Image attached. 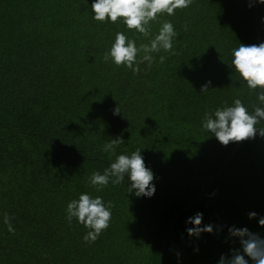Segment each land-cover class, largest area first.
I'll return each mask as SVG.
<instances>
[{"label":"trees","instance_id":"1","mask_svg":"<svg viewBox=\"0 0 264 264\" xmlns=\"http://www.w3.org/2000/svg\"><path fill=\"white\" fill-rule=\"evenodd\" d=\"M93 2L0 0V68H6L0 76L12 67L11 76L20 78L3 96V118L10 121L0 122V264H157L167 219L203 191L236 144L224 146L205 130L204 113L237 98L252 111L254 94L232 66L240 43L256 45L252 0H193L174 15L159 14L148 37L120 19L96 21ZM258 14L264 42V3L258 2ZM164 21L178 36L171 52L153 53L150 67L142 62L133 73L103 60L117 32L139 47ZM208 81L209 89L200 92ZM116 107L121 114H114ZM78 111L82 123L75 122ZM116 137L125 143L104 152ZM138 148L154 173L153 196L127 193V176L99 191L91 185L94 171L102 174L118 155ZM82 193L115 204L109 227L92 243L83 241L89 229L66 219L67 204ZM198 212L201 226L212 224L214 232L196 238L186 221ZM250 212L257 216L250 219ZM5 213L14 217V233ZM260 217L264 137L257 134L178 219L163 264H218L221 255L240 248L229 227L264 238Z\"/></svg>","mask_w":264,"mask_h":264},{"label":"clouds","instance_id":"2","mask_svg":"<svg viewBox=\"0 0 264 264\" xmlns=\"http://www.w3.org/2000/svg\"><path fill=\"white\" fill-rule=\"evenodd\" d=\"M192 2L193 0H94L91 4V11L96 21L109 20L116 23L120 19L127 29L135 30L148 37L151 33L150 22L155 21L159 14L174 15L176 9L187 8ZM257 2L264 3V0H257ZM251 6L250 2L249 7ZM185 31H187L186 25ZM177 36L178 33L174 30L173 24L168 21L162 23L158 34L149 43L141 44L139 47L135 39H129L123 32H117L115 41L110 51L104 54L103 60L108 62L111 58L115 65L123 64L132 69L133 73H139L140 63L146 61L149 67L151 66L154 60L153 53H159L161 50L171 52ZM232 56V66L235 72L246 82L247 88L254 94V99L252 111H249L244 102L237 98L231 106H227L225 102V106L217 108L214 113H204L203 128L214 135L224 146L230 142L253 139L257 134L264 137V127H257L264 122V42L259 45L240 43L233 50ZM160 59L162 61L164 57L161 56ZM210 84L211 82L208 81L202 85L200 92H206ZM257 89L260 90L259 93ZM114 114H121L118 107L114 109ZM124 143L122 137H116L106 142L102 150L115 153L116 148ZM141 150L138 148L130 155H118L115 161L103 170L102 174L94 171L89 177L91 185L96 186L99 191L109 182L114 186L124 183L125 176H127L129 181L127 193L136 197L150 198L153 196L155 193L154 173L145 166ZM114 207L115 204L112 201L106 204L99 196L93 198L88 193H82L78 199H73L67 204L66 219L71 224L73 218H76L80 224L89 229L83 236V241L92 243L109 227L112 218L111 209ZM248 216L251 219L256 217L257 213L250 212ZM202 218L203 214L199 212L188 218L186 223L193 225L186 229L189 236L199 238L202 233L214 232L212 224L201 226ZM13 219L14 217L9 216L8 213L4 214V223L10 233L15 232L11 223ZM258 223L264 226V217H260ZM222 227H217L216 231L222 230ZM228 234L229 237L238 238L240 248L232 249L230 255H221L218 264H249V260L252 264H264V238L246 227L231 226L228 228Z\"/></svg>","mask_w":264,"mask_h":264},{"label":"water","instance_id":"3","mask_svg":"<svg viewBox=\"0 0 264 264\" xmlns=\"http://www.w3.org/2000/svg\"><path fill=\"white\" fill-rule=\"evenodd\" d=\"M252 5H253V15H254V27H255V39H256V45H259L262 40H261V30H260V23H259V14H258V2L257 0H252ZM258 89V93H259ZM259 102L257 101V105ZM243 141L236 142V144L233 146L232 150L230 153L227 155L225 160L222 162L218 170L215 172L214 176L212 179L209 181L207 186L203 189V191L190 203H188L186 206H184L182 209H180L178 212H176L170 219H167V230L164 236V240L161 246L159 258L157 261V264H163L164 258L166 256L169 240L172 234V231L174 229V226L178 219L188 212L190 209H192L195 205H197L207 194L208 192L212 189L214 184L217 182L218 178L226 168V166L229 164V162L232 160L233 156L235 153L238 151L240 146L242 145Z\"/></svg>","mask_w":264,"mask_h":264},{"label":"rangeland","instance_id":"4","mask_svg":"<svg viewBox=\"0 0 264 264\" xmlns=\"http://www.w3.org/2000/svg\"><path fill=\"white\" fill-rule=\"evenodd\" d=\"M1 56V53H0ZM5 59V57H4ZM9 67V65H8ZM3 69V66L2 68ZM6 68L3 69V71H5ZM12 74V67H11V73H9V69L7 70V74H5L6 76H0V122L1 123H6L9 122L10 120L8 118H3V115H5L4 112L7 111V108L3 102V96L6 95L7 91L10 90V83H12L13 79H20L18 76H11ZM18 85V84H16ZM81 109H83L82 107H80ZM83 114V111H78L77 116H75V122L76 123H82L84 118H80ZM7 117V116H6Z\"/></svg>","mask_w":264,"mask_h":264}]
</instances>
